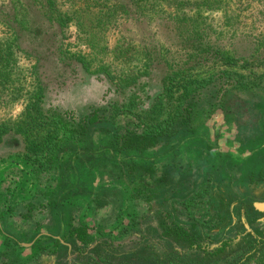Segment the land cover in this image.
I'll return each instance as SVG.
<instances>
[{
  "label": "rangeland",
  "instance_id": "374dc122",
  "mask_svg": "<svg viewBox=\"0 0 264 264\" xmlns=\"http://www.w3.org/2000/svg\"><path fill=\"white\" fill-rule=\"evenodd\" d=\"M50 2L20 30L0 22L10 65L0 80L11 85L1 91L0 128H14L39 94L36 106L58 135L44 173L24 158L14 130L1 137L0 264H110L139 250L180 252L162 237L160 213L196 233L201 247L264 232V0L189 4L186 21L151 0L142 24ZM95 110L100 122L90 125ZM152 127L162 130L156 147L122 148ZM249 264H264V254Z\"/></svg>",
  "mask_w": 264,
  "mask_h": 264
},
{
  "label": "trees",
  "instance_id": "16d2710c",
  "mask_svg": "<svg viewBox=\"0 0 264 264\" xmlns=\"http://www.w3.org/2000/svg\"><path fill=\"white\" fill-rule=\"evenodd\" d=\"M71 1L74 2L72 6L87 4L90 8H95L96 11L101 8L98 15L102 19L106 18V11H109L111 13L108 14L111 18V23L113 22L112 18L114 15L119 12L136 23H149L147 19L151 13L150 9L154 6V2L151 3V0H140L139 2L135 0H125V2L119 0H103V6H100L98 3L101 0ZM203 1L204 0H161V5L168 9L179 10L178 14L180 19L186 21L187 16L182 9L186 8L185 6L189 4L196 5L197 7L201 6ZM139 3L142 6H140ZM53 5L54 3L50 2V0H5L0 4V22L8 24V28L12 29V31L17 29L20 30L23 24L29 22L26 15L34 9L35 11L45 13V10ZM128 5H132L130 9ZM103 9L107 10L104 12ZM52 12L56 13L55 9H53ZM58 17H63L61 20L69 21L70 13H65L63 15L59 13ZM58 17L57 20H59ZM22 20L25 22L22 23ZM96 23H98L101 28L105 27L104 21ZM61 26L66 27L63 22ZM5 57L3 52L0 51V75L1 77L5 76L4 78L7 77L6 70L8 66H10L9 63L5 61ZM5 80H0V102H3V99L6 98L1 91H7L11 87L9 81L5 82ZM38 95H34L36 98L33 99L35 100L32 103L33 105L31 104L25 107L23 114L20 116V120L14 124V128L7 130L0 128V143L2 142L1 137L7 134V132L14 130L23 140L25 146L24 158L30 162L36 173H44L51 169L55 142L58 135L56 125L51 124L53 119H51L48 114L44 113L39 106H36V101L41 98V96ZM170 100H172V97H170ZM1 106L3 105H0V107ZM85 118L90 125H97L100 122L98 110L90 113ZM52 126H55V129H51ZM156 127L147 129L145 133L132 134L124 138L122 148L132 151H142L156 147L163 136L162 130L158 131ZM49 186V188H53V185L50 184ZM157 223L162 237L172 242L174 246H178L181 249L180 252L170 250L166 254L157 255L145 250H139L124 254L115 263L110 264H188V261L189 263L192 262L191 264H220V262L223 263L234 256L238 251L242 252L240 258L242 260L234 262L237 259H232L228 264H249L258 255L264 254V232L262 231H255L253 234L247 233L233 244L231 243L232 241H224L216 247L208 248L201 247L198 244L199 237L196 233L187 232L182 227L170 221L169 217L163 213L158 215ZM81 231L82 229L79 228L76 229L74 233H80ZM81 240L83 243L86 242V239ZM187 252L189 253L187 254Z\"/></svg>",
  "mask_w": 264,
  "mask_h": 264
}]
</instances>
